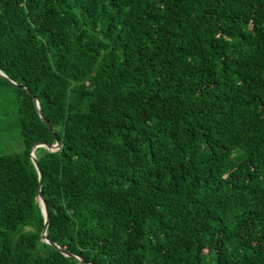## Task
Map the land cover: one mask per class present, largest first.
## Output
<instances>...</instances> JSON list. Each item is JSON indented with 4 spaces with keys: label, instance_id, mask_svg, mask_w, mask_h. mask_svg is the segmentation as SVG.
Instances as JSON below:
<instances>
[{
    "label": "trees",
    "instance_id": "16d2710c",
    "mask_svg": "<svg viewBox=\"0 0 264 264\" xmlns=\"http://www.w3.org/2000/svg\"><path fill=\"white\" fill-rule=\"evenodd\" d=\"M0 264H264V0H0ZM4 119L0 118V134Z\"/></svg>",
    "mask_w": 264,
    "mask_h": 264
},
{
    "label": "water",
    "instance_id": "95a60500",
    "mask_svg": "<svg viewBox=\"0 0 264 264\" xmlns=\"http://www.w3.org/2000/svg\"><path fill=\"white\" fill-rule=\"evenodd\" d=\"M0 75L2 77H4L5 79H7L8 81L12 82L13 84L17 85V83L14 80H12L11 78H9V76L7 74H5L1 69H0ZM35 105H36V108H37V111H38L40 117L49 126V128L52 131V133L56 137L54 143H51V142H38L32 147V150H31L32 161L35 164V166H36V168H37V170L39 172L40 187H39L38 197H39V201H40L41 206H42L43 214L45 216V225H44V228H43V231H42V239L45 242L50 243L51 245H53L54 247L59 249L66 256L73 257V258L79 260L80 262H82L84 264H94L93 262H88L85 259H83L82 257H80V256L68 251L67 249H65L64 247H62L61 245H59L58 243H56L52 239H50L48 234H47V229H48L49 222H50V210H49L48 202H47L45 196L42 193L43 171H42L41 166L39 164V160H38V157L36 155V150L39 147H46V148L50 149L51 151H57L61 147V141L59 140V138L57 137L54 129L52 128V125H51L49 119L44 114V112H43V110H42V108L40 106V103H39L37 98H35Z\"/></svg>",
    "mask_w": 264,
    "mask_h": 264
},
{
    "label": "rangeland",
    "instance_id": "374dc122",
    "mask_svg": "<svg viewBox=\"0 0 264 264\" xmlns=\"http://www.w3.org/2000/svg\"><path fill=\"white\" fill-rule=\"evenodd\" d=\"M0 112V118L4 119L3 131L0 134V153H17L23 150V140L19 135L17 121L12 117V114Z\"/></svg>",
    "mask_w": 264,
    "mask_h": 264
}]
</instances>
